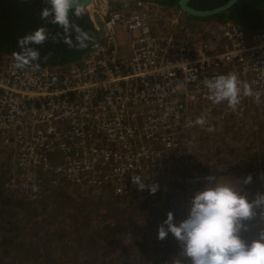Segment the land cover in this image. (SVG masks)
I'll return each mask as SVG.
<instances>
[{"label": "built area", "instance_id": "obj_1", "mask_svg": "<svg viewBox=\"0 0 264 264\" xmlns=\"http://www.w3.org/2000/svg\"><path fill=\"white\" fill-rule=\"evenodd\" d=\"M116 1L86 5L96 39L77 60L16 69L0 50V148L11 180L32 198L49 181L122 195L131 176L166 168L187 121L258 105L253 97L236 111L214 104L207 79L235 72L264 92V28L248 36L224 20L191 30L178 25L181 11L156 0L114 9ZM168 13L171 28L159 24Z\"/></svg>", "mask_w": 264, "mask_h": 264}, {"label": "trees", "instance_id": "obj_2", "mask_svg": "<svg viewBox=\"0 0 264 264\" xmlns=\"http://www.w3.org/2000/svg\"><path fill=\"white\" fill-rule=\"evenodd\" d=\"M156 1L178 7L177 0ZM224 1L226 0H189L188 3L195 8H209ZM44 6L43 0H0L1 51L9 54L19 51L18 38L46 23L39 16L40 10ZM181 12L186 19L233 21L248 36L253 31L264 28V0H237L226 10L205 16ZM76 23L88 31L92 37L87 42V46L70 48L62 41L54 43L51 39L42 46L34 45L40 51V65H63L77 60L89 50L90 45L96 39L94 24L88 13L76 19ZM47 28L53 34L62 31L58 26L52 24H47ZM229 118L232 119V117ZM241 118L242 116H239L236 119ZM260 143L264 145V135L261 136ZM245 156V164L242 167H240V163L236 164L238 168L234 171L238 169L239 173L252 176L249 187L242 190V193L252 200L258 193H264V176L261 178L264 173V159L257 161L254 156ZM4 157L0 148V264H4V260L9 254L12 255L11 264H44L46 262H37L32 251L38 250L41 253L42 250H46L44 254L50 255L52 252V256L54 250L56 251L55 259H57V256H60L59 248L62 247L63 250L67 248L65 254L71 260L83 258L81 264H108V262L100 263L97 260L101 258L108 261V256L113 254L112 258L117 257V260L120 258L121 263L138 255L140 259L143 258L142 263L166 264L168 258L177 256L179 253L180 246L170 232L164 240L157 238L158 228L165 220L163 217H166V213L171 211L170 204L168 206L167 202L161 204L165 208L163 212L159 209L160 206H156V204L159 205V195L163 191L157 190L155 194H150L147 188L138 190L130 180V189L122 195L113 194L111 190L90 194L92 197L90 198L91 207L96 202L95 197L100 198L105 195L104 206L99 203L96 204L95 209L86 207L85 209L70 208L67 210L59 207L56 212H52L51 209L56 203L64 206L63 200H71V193L67 194L66 186L52 184V181H49L37 197L32 198L23 193L20 187L11 180V171L2 166L5 161ZM249 162H252L254 168L249 165L251 164ZM198 188L193 187L192 190H198ZM81 191H83L82 199L88 200L89 193L86 190ZM81 191L78 192L80 195H82ZM165 194L168 198L173 196L169 192ZM138 203H142V205L139 206ZM102 206L106 210L102 209ZM141 207L146 208V211L137 212ZM172 211L177 212V208L175 207ZM154 214H156L155 229L150 226L153 224ZM130 217L137 220V229L146 222L153 231L150 236L146 235L142 238L140 234L136 235L135 232H132L134 230L133 224L129 222ZM245 223L249 225V229L242 230L241 236L251 242L258 236L259 223L264 226V221L257 216ZM19 236L21 237L19 238ZM92 240H96L98 245L93 247L96 253L91 256L90 254L86 255L79 245ZM14 243H17L16 248L13 247ZM75 246L78 247V250H74ZM117 253L118 255H116ZM140 253L145 254L140 257ZM150 256L156 257L155 261ZM20 258L22 259L21 263L16 261ZM44 258L46 257L43 256L42 259ZM50 258L52 259V257Z\"/></svg>", "mask_w": 264, "mask_h": 264}, {"label": "clouds", "instance_id": "obj_3", "mask_svg": "<svg viewBox=\"0 0 264 264\" xmlns=\"http://www.w3.org/2000/svg\"><path fill=\"white\" fill-rule=\"evenodd\" d=\"M43 3L45 6L39 16L46 23L18 38L20 50L12 53L16 69L39 68L40 51L34 45L42 46L51 39L54 43L62 41L70 48H84L92 38L76 23V19L88 12L82 0H43ZM47 24L56 25L62 31L53 34ZM204 85L214 104L226 102L233 111L237 110L243 98L253 97L259 104L264 95L235 72L207 79ZM206 123V116L201 115L194 122L187 121L186 126L196 124L203 127ZM214 130L208 125L207 131ZM131 180L138 190L148 187L150 194H155L159 188L156 183L145 182L140 175L131 176ZM251 180L250 174L235 181L227 177H206L207 186L195 192L186 218L176 223L173 213H167L158 228L157 238L164 240L170 232L177 240L180 251L170 264H264V228L251 242L241 236L242 230L249 229L246 221L257 216L264 221V193H258L249 200L241 191V185Z\"/></svg>", "mask_w": 264, "mask_h": 264}, {"label": "rangeland", "instance_id": "obj_4", "mask_svg": "<svg viewBox=\"0 0 264 264\" xmlns=\"http://www.w3.org/2000/svg\"><path fill=\"white\" fill-rule=\"evenodd\" d=\"M132 0H117L115 5L113 6L114 9L122 7V5L126 2L128 4H131ZM109 6H112L110 3ZM112 8V7H111ZM180 21H183V27H187L191 30H196L198 28L204 27L208 23H211L213 21L211 20H199V21H193L191 19L181 18L179 17ZM171 23H173V16L171 13L163 15L160 20L159 24L162 26H165L167 28H171ZM177 29H179V26L176 24L175 26ZM124 49L126 50V46H124ZM197 105V104H195ZM205 105V104H204ZM206 106V105H205ZM249 104L243 105V112L241 119H228L218 122H210L212 115L215 113L216 115H219L221 113L222 108H212L210 114L211 117L209 118V121L207 120V123L205 126H200L193 124V126L188 127L186 126L181 133V135L178 137V147L176 150H172L170 154V160L167 162V166L165 169L160 171H155L153 173H148L149 176L144 177L149 183H156L159 185L158 190L163 191L159 195V205L156 204V206H160L159 209L163 212L165 211V208L162 207L163 202H167V205L171 208V212L174 215V222L179 223L182 219L186 218L190 209V202L191 197L194 196L195 192L197 190H192L193 187H199L198 190L204 188L207 186V183L205 179H200L197 183H186L185 182V176L186 175H193V174H200L205 175L207 173L214 174L215 177H222L223 170L222 168H225L226 170H234L232 168H228L230 163L232 164H239L242 158L246 159L245 155H250L256 157L257 161H263L264 159V145H261L260 139L261 136L264 135V102L259 103L258 105H251L248 107ZM246 114L253 115L250 119H244ZM214 116V115H213ZM219 117V116H218ZM196 120V119H195ZM193 120V122L195 121ZM208 125H211L214 127V131L209 132L207 131ZM220 130V133H217ZM230 131V132H229ZM237 142L235 143L236 138ZM263 144V143H262ZM232 157L233 159H229L227 161V157ZM237 158L239 160H237ZM8 161V160H7ZM7 161H3L4 165L3 167H7V170H11V167L8 165ZM252 165V162H249ZM238 170V169H237ZM261 170V169H258ZM240 176L241 173L239 171H236ZM254 172V169H253ZM240 176H229L232 180H238L242 179ZM264 176V173L261 175V178ZM57 185H64L67 189V194L71 193L70 195L71 200H63V205H60L59 203H56L54 205V208H52V212H56L59 207L64 209H85L86 207L94 208L96 207V204H103L105 205V195L102 197L96 198V202L91 207L92 201L90 198V194H88V200L82 199L83 198V187H75L73 185H70L68 182H62ZM252 185V184H251ZM249 187V184L241 185V191L244 188ZM148 190V187H146ZM86 190V189H85ZM81 191L82 195H80L78 192ZM98 193V191H96ZM105 192V191H104ZM107 192V191H106ZM171 193V196L168 198L165 193ZM95 193V194H97ZM149 193V190H148ZM94 194V195H95ZM183 195V196H182ZM256 197V195H255ZM254 197V198H255ZM68 199V197H67ZM157 203V202H156ZM138 205H142V203H138ZM101 207L102 209L106 210L105 207ZM177 208V212H173L172 210L174 208ZM146 211V208L141 207L137 212H143ZM154 221L153 224H150L151 228H156V214L153 215ZM167 217V213H166ZM164 216L163 218L166 219ZM71 221V220H70ZM127 221V220H125ZM72 222V221H71ZM128 222V221H127ZM129 222L133 224V230L132 232L137 233L144 238L146 235L150 236L152 229L145 224H142L139 229L137 220L133 219L132 217L129 218ZM136 226V228H134ZM253 227V226H252ZM261 228H264L261 223H259L258 226V232ZM22 230V229H21ZM21 234V232H20ZM157 236V235H156ZM155 236V238H156ZM21 236H19L20 238ZM150 239V238H149ZM149 241L147 242V244ZM83 245H85L83 247ZM17 243H14V248H16ZM94 246H98L96 243V240H92L89 243L82 244L81 247L83 253L86 255L90 254L94 255L95 249ZM142 246V245H141ZM69 249V248H68ZM65 250L62 248H59L60 256H57L56 258V251L53 250V254L51 256L49 254H44L46 250H42L41 253L39 251H32L34 257L36 256L37 262H46L44 264H71L75 262L76 264H81L83 258L79 259H73L66 256ZM74 250H78V247L75 246ZM82 254V253H81ZM145 253H140V257L144 256ZM110 255V254H109ZM114 255V254H113ZM113 255L108 256V261L99 259L97 261H100V263L108 262V264H147L142 263L143 258L140 259L137 256H134L132 259H127L123 263H121V259L117 260L118 258H112ZM118 255V253L116 254ZM153 255V254H151ZM44 257V259H42ZM154 256V255H153ZM150 256V257H153ZM52 257V259L50 258ZM82 257V256H81ZM175 257V256H174ZM168 258V261L166 264H170V261L174 258ZM156 257H153V261H155ZM170 260V261H169ZM16 261H22V259H16ZM96 261V263H97ZM12 263V255L9 254L6 256V259L4 260V264H11ZM154 264L153 262H150L149 264ZM22 264V263H21Z\"/></svg>", "mask_w": 264, "mask_h": 264}, {"label": "water", "instance_id": "obj_5", "mask_svg": "<svg viewBox=\"0 0 264 264\" xmlns=\"http://www.w3.org/2000/svg\"><path fill=\"white\" fill-rule=\"evenodd\" d=\"M90 1L91 0H82V2L86 3V5L89 4ZM188 1L189 0H177V4L182 11L188 14H192V15L205 16V15H211L213 13H218L220 11L226 10L237 0H226L219 5L209 7V8H195L191 6L188 3ZM94 20L96 21L98 20L97 15H94Z\"/></svg>", "mask_w": 264, "mask_h": 264}, {"label": "crops", "instance_id": "obj_6", "mask_svg": "<svg viewBox=\"0 0 264 264\" xmlns=\"http://www.w3.org/2000/svg\"><path fill=\"white\" fill-rule=\"evenodd\" d=\"M181 18H184V16H181ZM186 18V17H185ZM189 20V19H188ZM191 20H193V21H199L200 19H191ZM201 21V20H200ZM242 116V115H241ZM252 116L253 115H251V114H246V116L244 117V119H250V118H252ZM229 117H232V116H228V117H226L225 119H223V121L224 120H228L229 119ZM239 117V116H238ZM212 119H211V121L210 122H218V121H222V119H220V117H218L217 115H214V116H212L211 117ZM233 118H237V117H233ZM230 132V131H229ZM217 133H220V130L217 132ZM239 137H237L236 138V140H235V143L237 142V139H238ZM229 159H233L231 156L230 157H227V161L229 160ZM237 160H239L238 158H237ZM245 162H246V159L245 158H242L241 159V161H240V167H242L244 164H245ZM228 168H232V169H236V168H238L237 167V165L236 164H232V163H230V165H229V167ZM239 169H241V168H239ZM222 170H223V173H222V177H227V178H229V176H235V175H237V176H240L236 171H234V170H226L225 168H222ZM242 179L244 178V177H246L245 175H243V174H241V176H240ZM249 184V183H248ZM243 185H245V184H243ZM243 190V189H242Z\"/></svg>", "mask_w": 264, "mask_h": 264}, {"label": "flooded vegetation", "instance_id": "obj_7", "mask_svg": "<svg viewBox=\"0 0 264 264\" xmlns=\"http://www.w3.org/2000/svg\"><path fill=\"white\" fill-rule=\"evenodd\" d=\"M166 5V4H165ZM167 6H171V5H167ZM172 8H174V9H176V10H179V11H182L180 8H179V6L178 7H175V6H171ZM88 13V12H87ZM89 15V14H88ZM181 16H185L183 13H181V15H179V17H181ZM183 24V21H180L179 20V23H178V25L180 26V25H182Z\"/></svg>", "mask_w": 264, "mask_h": 264}, {"label": "bare ground", "instance_id": "obj_8", "mask_svg": "<svg viewBox=\"0 0 264 264\" xmlns=\"http://www.w3.org/2000/svg\"><path fill=\"white\" fill-rule=\"evenodd\" d=\"M192 184V183H191Z\"/></svg>", "mask_w": 264, "mask_h": 264}]
</instances>
